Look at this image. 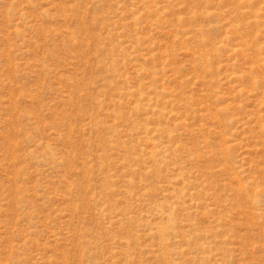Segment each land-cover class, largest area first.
<instances>
[{
	"label": "rangeland",
	"instance_id": "obj_1",
	"mask_svg": "<svg viewBox=\"0 0 264 264\" xmlns=\"http://www.w3.org/2000/svg\"><path fill=\"white\" fill-rule=\"evenodd\" d=\"M0 264H264V0H0Z\"/></svg>",
	"mask_w": 264,
	"mask_h": 264
}]
</instances>
